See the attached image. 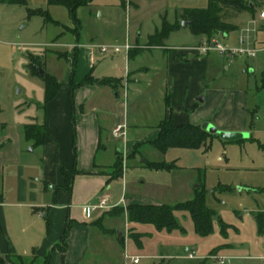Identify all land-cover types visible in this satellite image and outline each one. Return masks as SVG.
<instances>
[{
    "label": "rangeland",
    "instance_id": "rangeland-1",
    "mask_svg": "<svg viewBox=\"0 0 264 264\" xmlns=\"http://www.w3.org/2000/svg\"><path fill=\"white\" fill-rule=\"evenodd\" d=\"M249 1L255 7L253 13L242 12L229 20L237 26L235 31L214 35L228 47L243 45L258 49L261 45L257 42L264 41V33H257L262 25L258 13L264 10V0ZM24 2L14 4L0 0V128L4 126L0 133V163L10 159L2 153L9 151L11 154L14 144L21 147L23 163L38 158L39 150L33 151L22 138L23 127L31 123L32 118L42 121L45 104V82L30 72L31 58L44 64L43 70L60 83L76 70L74 55L68 58L66 55L73 50L71 45L77 44L75 33L65 29L75 27L68 10L49 6L47 0ZM94 3L93 7H82L77 11L81 20L79 42L94 39L93 44L100 51L102 47H112L98 59L102 63H96L97 70L104 69L126 78L127 50L134 51L133 55L139 52L131 58L136 60L132 69L138 73L145 72L147 64H157L150 55L142 56L146 50L159 49L164 53L184 55L183 48L201 45L200 37L192 32L190 25L182 26L187 20L181 15L185 9H206L209 0H96ZM39 9L48 11L61 25L47 24L43 16L31 15ZM164 18L178 29L164 41H156L157 46H152ZM201 37L203 41L207 38ZM224 59L218 55L209 58L213 65L210 86L218 107L203 124L229 132L218 128L216 121L221 119L226 125L237 126L240 129L237 132L247 136L228 142L211 134L200 149L174 148L165 155L145 145L141 148L143 159L136 157L125 162L128 193L143 197L150 204L175 206L191 201L196 191L204 189L206 205L216 215L213 232L206 237L198 235L191 215L176 211L181 229L167 232L157 231L152 225L137 226L135 232L142 234L140 247L130 235L131 228L127 226L125 215H106L103 224L113 231L104 229V232L112 235L102 236L99 228L92 226L88 264H134V259L139 260L137 264H220L222 258L228 261L227 264H264V53H259L256 58ZM111 67L114 69L110 70ZM153 70L141 82L140 88L142 92L146 91L145 95L133 93L132 86L120 94L119 103L128 105L130 114L140 115V118L144 108L151 105L156 110L157 106H164L158 91L164 76ZM147 79L152 83H147ZM146 84H152L148 90ZM165 94L167 98L166 89ZM209 107H212L210 100L205 110ZM148 117L151 122L153 116ZM148 125L138 130L132 128V132L146 135L152 130ZM5 135L12 138L10 147L3 140ZM18 138H21L19 144ZM113 155V150L101 152V164L113 161ZM145 158L165 161L176 167L170 172L136 168L135 164ZM2 179L1 176L0 183ZM86 190L80 187L79 193ZM104 192L112 196L109 205L113 206L124 194L122 178L115 180L111 189L106 188ZM97 202L96 199L91 204ZM8 241L11 244L10 239ZM189 252L194 253L193 258L189 257ZM21 256L25 260L23 264H28L29 255ZM6 264L22 263L12 256Z\"/></svg>",
    "mask_w": 264,
    "mask_h": 264
},
{
    "label": "crops",
    "instance_id": "crops-1",
    "mask_svg": "<svg viewBox=\"0 0 264 264\" xmlns=\"http://www.w3.org/2000/svg\"><path fill=\"white\" fill-rule=\"evenodd\" d=\"M94 2L90 6L93 7ZM199 37L202 44L203 37ZM93 40L82 44L77 41V44L71 45L74 54L72 50L66 55L67 58L69 55H74L76 70L61 82L62 87L56 98L47 104L45 109L43 108L42 121L39 122L36 118L31 119L33 120L31 123L47 125L48 134L44 144L32 147L33 143L25 139L27 124L23 127L22 138L31 145L33 151L39 150L38 158L23 163L19 152L21 147L15 144L12 145V155L9 151L2 153L3 157L10 156L9 160H3L0 163V177L3 178L0 183V242L2 245L0 254L4 258L24 254L29 255L30 259L26 260L28 264H44L47 256L50 258L49 264H88L92 226L99 228L102 236L112 235L110 232L105 233L97 222L105 212L116 207L150 205L145 198L128 193L125 181L126 160L145 157L141 148L145 145L153 148L151 143L160 135L158 125L162 120L169 117L175 125L192 124L202 127V124L210 120L211 114L218 107L214 101L215 92L210 86L213 79V65L209 60L216 54L198 57L187 53L184 55L164 53L159 49L146 50L142 56L150 55L153 60H157V64H147L145 72L137 73V70L132 69L136 60L129 59L127 50L126 78H124L122 75L117 77L115 73L106 72L104 69L97 70L96 63L101 62L98 59L105 56L108 49L112 47H107V51L102 52L93 44ZM113 69L111 67L110 70ZM153 69L156 74L161 72L164 76L161 80L162 86L158 89L164 106L161 108L157 106L155 110L149 103L150 106L142 110L143 114L140 118V115L130 114L128 105L119 103L120 94L132 86L133 93L145 95L146 91L142 92L140 88L141 82L151 74ZM90 74L96 79H120L122 83L118 89L94 84L82 85ZM112 74H114L113 77ZM73 82L78 87L72 91L70 84ZM149 82L152 83V80L147 79V83ZM151 85L146 84L147 90ZM202 94L204 97L201 96L203 98L201 102L199 96ZM125 97H128L127 94ZM208 100L212 102V107L206 111L205 105ZM149 115L153 116L151 122ZM146 116L148 118L144 119ZM216 124L221 130L229 132L240 130L237 126L226 125L221 119L216 121ZM145 125L152 128L146 135L132 132V128L138 130ZM117 127L122 128L124 135L117 136L114 133ZM3 129L4 126L0 128V133ZM20 139L17 140L18 144ZM3 140L8 147L11 146L10 135H5ZM136 149L138 153L134 156ZM109 150L114 152L113 161H104L101 164L100 153ZM118 157L123 159L121 178L124 194L112 206L109 205L112 196L104 191L106 188L111 189L117 180L109 183V175L113 172L112 167ZM146 160L135 164V167H144L142 164ZM80 187L87 190L80 194ZM102 197L107 198V207L93 210ZM96 199L98 202L91 204ZM125 220L127 226L131 228L132 225L127 218ZM103 221L104 218L102 220L104 229L113 231L105 227ZM68 224H70L68 250L65 256H62L60 251L53 248L61 242Z\"/></svg>",
    "mask_w": 264,
    "mask_h": 264
},
{
    "label": "trees",
    "instance_id": "trees-1",
    "mask_svg": "<svg viewBox=\"0 0 264 264\" xmlns=\"http://www.w3.org/2000/svg\"><path fill=\"white\" fill-rule=\"evenodd\" d=\"M7 3L20 4L25 3L24 0H2ZM95 0H47L49 6H61L68 10L71 19L74 24V28L68 29L72 33H75L76 41H79L81 36V20L77 16L79 8L90 6ZM255 10L254 5L249 0H209V5L206 9H185L181 15L183 19L190 21V27L192 32L197 36H205L212 38L218 33L228 34L237 29V26L230 23L229 20L234 16L242 12H251ZM41 15L44 17L47 24H53L60 26L61 24L53 19L49 12L43 9L36 10L31 15ZM178 29L175 24H169L166 18L163 19L162 28L156 32L153 37L152 46H157L156 41H164L168 38L170 33ZM151 37V38H152ZM158 37L157 40L154 38ZM155 40V41H154ZM159 45V44H158ZM129 59L135 57L134 51H129ZM43 65L40 61L35 62L31 58L29 69L32 75L38 76L45 82V109L47 104L53 101L58 95L62 84L52 75L46 73L42 78L40 69H43ZM122 80L116 78H103L96 79L91 74L88 75L82 85L94 84L100 86H110L114 89H118ZM73 91L78 85L74 82L70 84ZM169 110L171 108L168 104ZM158 129L160 135L158 139L151 143L154 149L162 154H166L170 149L184 148V149H200L205 146V143L211 135L200 126L192 124L187 125H175L168 117L162 120ZM48 134L47 125L45 123L39 124L36 122L27 124L25 126V139L28 142H32V147H39L44 144ZM138 153V149L135 150L134 156ZM142 166L159 171H172L176 165L168 164L166 162H151L146 160ZM113 172L109 175V183L115 179L122 177L123 175V159L118 157V160L114 164ZM176 211L188 212L194 222L195 231L202 237L209 236L213 232V222L215 218V212L209 209L206 205V191L198 190L195 192V197L191 201L179 203L175 206L169 205H129L127 208L116 207L105 212L102 218L97 221L104 231L102 226V220L107 215L110 217H121L126 215L127 221L132 225L130 229V235L136 240L138 245L142 247V234L136 233V227L139 225H152L157 231L172 232L177 229H181L178 220L175 216ZM261 225V222H260ZM263 226V224H262ZM70 236V224L67 225L61 242L56 245L53 250H58L65 256L68 250V239ZM12 256L2 257L0 254V264H5L6 260L11 259ZM19 261L23 264V258L17 256ZM49 256L45 258L44 264H49Z\"/></svg>",
    "mask_w": 264,
    "mask_h": 264
},
{
    "label": "built area",
    "instance_id": "built-area-1",
    "mask_svg": "<svg viewBox=\"0 0 264 264\" xmlns=\"http://www.w3.org/2000/svg\"><path fill=\"white\" fill-rule=\"evenodd\" d=\"M258 20L262 23L261 28L257 29L258 32H263L264 33V10H261L258 13ZM220 38V37H219ZM218 36H214L212 38H205L204 42L201 45L198 46H190L188 48H183V52L188 53V54H195L197 56H209L211 54H216L222 58H229V59H236L240 56H245L248 58H256L257 55L261 52L264 53V41L262 42H257V39L255 40L257 43H260L261 47L256 49L252 47H245L243 45L236 47V48H231L228 47L226 44L223 43L221 39H219ZM102 52L107 51V47H102ZM114 133L117 136H122L124 135L122 132L121 127H117L114 130ZM108 205V200L106 197H102L100 199V202L98 205H96L94 209H104ZM190 258L194 257V253L189 254ZM134 264L139 263L138 259L133 260ZM220 264H227L228 261H226L225 258L220 259L218 262Z\"/></svg>",
    "mask_w": 264,
    "mask_h": 264
},
{
    "label": "water",
    "instance_id": "water-1",
    "mask_svg": "<svg viewBox=\"0 0 264 264\" xmlns=\"http://www.w3.org/2000/svg\"><path fill=\"white\" fill-rule=\"evenodd\" d=\"M190 23V21H184L182 26L187 27ZM40 74L41 77L44 78L46 72L43 69H40ZM199 101L202 102L203 98L201 97ZM202 129L206 130L210 134H217L220 138L228 142H236L247 136L245 133L219 131L216 127L208 123L203 124Z\"/></svg>",
    "mask_w": 264,
    "mask_h": 264
}]
</instances>
